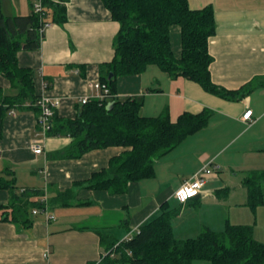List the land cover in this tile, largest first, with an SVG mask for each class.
I'll return each mask as SVG.
<instances>
[{
    "label": "crops",
    "instance_id": "obj_1",
    "mask_svg": "<svg viewBox=\"0 0 264 264\" xmlns=\"http://www.w3.org/2000/svg\"><path fill=\"white\" fill-rule=\"evenodd\" d=\"M51 1L65 6L66 20L50 24L41 48L20 52L18 62L35 71L37 95L42 94L44 83L49 84L47 94L58 99V117L75 119L81 100L97 95L90 84L99 82L102 66L113 61L120 26L102 0ZM188 2L194 10L210 6L214 11L216 34L208 43L212 82L227 91L247 92L240 99H224L183 77L173 79L154 65L140 74L120 77L118 98L140 99L142 116L168 115L176 122L185 112L211 111L207 127L156 160L154 176L130 182L121 195L75 188V184L107 168L125 148L65 159L60 152L73 142L72 137H44L33 110H12L3 122L0 175L10 170L18 190L47 191L49 200L68 190H73V197H66L68 206L49 205L54 217L50 221L43 213L32 214L28 231L0 220V264H99L107 253L102 237L126 241L158 216L165 204L180 210L172 221L177 239L197 238L206 228L221 232L214 226L217 222L224 229L228 223L251 226L255 240L264 244V202L256 207L248 204L249 178L257 181L264 199V0ZM14 5L13 12L3 14L33 11V0H18ZM170 39L174 56L180 59L179 26L170 28ZM0 87L16 94L1 74ZM248 110L253 111L251 125L241 120ZM34 145L42 146L41 155L34 154ZM209 164L217 169L206 176L200 196L180 203L175 192ZM9 201V192L0 190V205Z\"/></svg>",
    "mask_w": 264,
    "mask_h": 264
},
{
    "label": "trees",
    "instance_id": "obj_2",
    "mask_svg": "<svg viewBox=\"0 0 264 264\" xmlns=\"http://www.w3.org/2000/svg\"><path fill=\"white\" fill-rule=\"evenodd\" d=\"M120 29L114 39L115 56L102 66L100 82L110 90L103 100L91 99L82 105L75 119H62L57 111L47 137L68 135L73 142L60 155L65 159H80L86 153L110 147L126 150L112 158L107 168L100 170L75 188L104 190L112 195L125 194L130 182L154 176V162L175 149L187 137L208 126L211 111L183 113L176 122L168 115H140L142 101L117 96L118 79L140 74L149 66H157L173 79L183 77L199 84L206 92L224 99H240L246 90L227 91L212 82L209 39L216 34L213 8L192 9L188 0H102ZM34 4V1H33ZM42 15L34 10L30 15H0V74L7 79L16 94L9 95L0 87V140L4 119L21 108L35 106V71L19 66L18 54L38 51L44 39L45 23H63L65 6L43 0ZM33 7V5H32ZM182 30V56L176 59L171 46L170 28ZM113 77L109 79V75ZM38 129L41 131L40 126ZM248 204L256 207L264 199L254 178L248 179ZM0 190L10 194L7 205H0V220L16 224L28 231L33 223L34 209H44L43 191L18 190L10 170L0 175ZM73 190L49 200L70 205ZM180 210L163 205L158 216L144 224L129 241L114 242L102 237L107 256L99 264H264V244L255 240L253 227L226 224L223 231L206 228L197 238L177 239L172 225Z\"/></svg>",
    "mask_w": 264,
    "mask_h": 264
},
{
    "label": "built area",
    "instance_id": "obj_3",
    "mask_svg": "<svg viewBox=\"0 0 264 264\" xmlns=\"http://www.w3.org/2000/svg\"><path fill=\"white\" fill-rule=\"evenodd\" d=\"M33 10L36 14L42 15L44 11V4L43 0H33ZM50 26V23H45L44 27L42 29V32L45 31ZM42 74V72H41ZM90 88L92 90L97 91L96 96L91 97H85L81 100V104H87L91 99L96 100H103L106 98L107 95H109L110 90L107 86L103 85L100 81L94 82L93 84H90ZM43 91L42 94H40L39 99L37 103L35 104L36 107L39 108L40 114L37 118V125L40 126L41 132L44 137H47V132L52 127V121L54 118V115L58 109V99L52 98L47 94L48 90L50 89L49 84L44 83L42 87ZM13 114V113H12ZM242 122L251 125L254 122L253 118V111L248 110L246 111L243 116L241 117ZM32 150L34 154L41 155L43 153V148L41 145H34L32 147ZM217 168L213 167L211 164L205 166L202 168L198 173H196L191 180L185 182L176 192H175V198L180 203H186L188 200L196 198L200 196L202 193L203 187L206 183V176L214 172ZM42 202L45 203V208L40 209H34L33 214L37 215L39 213H43L46 215L47 220L50 221L54 219L52 215L49 214V206H48V194L46 191V194L42 198ZM133 238V236H130L126 239V241H129Z\"/></svg>",
    "mask_w": 264,
    "mask_h": 264
},
{
    "label": "rangeland",
    "instance_id": "obj_4",
    "mask_svg": "<svg viewBox=\"0 0 264 264\" xmlns=\"http://www.w3.org/2000/svg\"><path fill=\"white\" fill-rule=\"evenodd\" d=\"M18 0H0V15L1 14H5V13H11L13 12L15 5L14 3L17 2ZM28 1V0H26ZM17 5V4H16ZM17 10V7H16ZM2 11V12H1ZM217 222H215L214 226L217 227L219 229V231H223L224 230V226L223 225H218L216 224ZM107 256V253L106 255ZM195 264H209L208 262H196Z\"/></svg>",
    "mask_w": 264,
    "mask_h": 264
},
{
    "label": "water",
    "instance_id": "obj_5",
    "mask_svg": "<svg viewBox=\"0 0 264 264\" xmlns=\"http://www.w3.org/2000/svg\"><path fill=\"white\" fill-rule=\"evenodd\" d=\"M112 77H113V74H110V75H109V79H111Z\"/></svg>",
    "mask_w": 264,
    "mask_h": 264
}]
</instances>
